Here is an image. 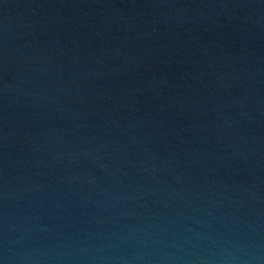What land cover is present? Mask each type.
<instances>
[{
	"label": "water",
	"instance_id": "water-1",
	"mask_svg": "<svg viewBox=\"0 0 264 264\" xmlns=\"http://www.w3.org/2000/svg\"><path fill=\"white\" fill-rule=\"evenodd\" d=\"M0 264H264V0H0Z\"/></svg>",
	"mask_w": 264,
	"mask_h": 264
}]
</instances>
